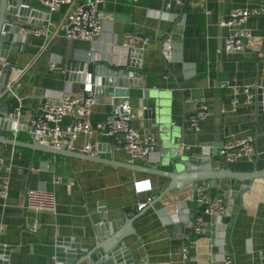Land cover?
Listing matches in <instances>:
<instances>
[{
    "label": "crops",
    "instance_id": "1",
    "mask_svg": "<svg viewBox=\"0 0 264 264\" xmlns=\"http://www.w3.org/2000/svg\"><path fill=\"white\" fill-rule=\"evenodd\" d=\"M98 1L102 35L94 41H70L63 29L68 7L50 13L44 4L31 0L30 6L39 11L36 23L49 20L50 44L42 52L46 39L25 31L28 37L9 52L6 61L12 65L33 67L18 88V99L8 94L0 98V110L8 109L9 115L22 106L19 132L0 129V133L30 144L33 137L28 123L38 114L46 95L92 94L78 82L84 73L77 70L84 64L119 68L135 63L144 73L138 79L143 86L132 89L130 99L95 96L91 123L97 129L116 104L125 103L137 114L134 128L143 135H154L158 146L148 161H132L116 146L112 153L111 140L95 136L102 147L99 158L181 172L185 170L182 162L202 150L219 152L241 138H251L256 150L264 151V17L248 20L245 27L253 40L245 51L235 54L225 51L229 30L223 25L236 9L259 8V0H188L183 5L172 4L169 11L165 0ZM32 28L39 26L25 30ZM131 32L150 39L144 50L138 49L140 57H134V50L125 46L126 35ZM168 40L173 47L169 58L165 56ZM71 74L78 81H68ZM200 100L209 106V115L196 132L190 128L189 119ZM146 103L151 104L154 115ZM70 124L67 118L61 126L65 129ZM84 143L85 138L80 137L74 151L82 153ZM0 159L11 169L9 196L0 203V245L9 249L6 264H56L59 241L65 240L77 245L85 259L84 253L93 250L96 239L111 235L112 231L101 227L117 225L121 229L127 220L137 234L126 240L133 264H222L224 251L234 255L236 264H261L264 181H255L242 198L233 195L241 184L232 187L223 196L228 207L224 228H213L208 236L197 237L192 230L186 234L190 228L186 221L197 217L211 220L195 203L197 187L175 190L160 199L170 180L141 171L2 145ZM213 160L216 170L250 173L264 169V154L236 164L222 158ZM142 181H150L152 190L138 191L136 183ZM30 190L53 193L56 212L28 210L25 198ZM210 193L218 195L217 190L210 189ZM150 198L152 205L139 211L138 206ZM175 215L181 221H174ZM185 248H189L187 259L183 257Z\"/></svg>",
    "mask_w": 264,
    "mask_h": 264
},
{
    "label": "built area",
    "instance_id": "2",
    "mask_svg": "<svg viewBox=\"0 0 264 264\" xmlns=\"http://www.w3.org/2000/svg\"><path fill=\"white\" fill-rule=\"evenodd\" d=\"M48 7L50 13H54L67 6L68 11L65 16L63 29L65 36L70 41H94L103 32V19L98 11V0H89L82 3L80 0H37ZM135 3L137 0H129ZM188 0H165L166 10L169 11L172 4L183 5ZM251 1V0H248ZM259 8H245L234 10L227 21L223 23L229 30V36L225 40V51L229 54L243 52L253 40L252 32L245 27L248 20L252 17H264V0H259ZM28 34L35 37H43L46 42L42 52L50 44L51 30L48 27L32 28L25 30ZM125 46L128 50H144L149 45L150 39L137 33H128L125 39ZM172 43L167 41L165 56L172 55ZM55 65L53 64V67ZM4 69L9 72V82L6 94L18 99V88L31 71L33 64L24 66H14L8 61L4 62ZM228 86V85H226ZM97 104L94 95L80 92L77 95L69 93H58V95L48 94L45 102L40 107L39 112L28 123L31 136L40 142L41 145L55 150L69 149L75 150V143L80 137L85 138L82 153L97 157L100 153V144L95 140V136H103L109 140H115L118 151L125 152L132 161H148L158 146V140L154 135H143L137 131L133 122L137 118L136 112L131 106L125 103L116 104L112 112L106 117L105 121L93 128L91 116ZM23 115L22 106H17L14 112L9 115L18 124V120ZM209 106L204 100H200L196 111L190 116V128L196 132L200 131V125L208 118ZM71 119V124L67 128H62V122ZM16 133L19 132L17 128ZM263 152H258L253 145L251 138H241L222 147L218 156L228 164H236L240 160L250 157H259ZM7 172V174L4 173ZM11 169L5 168L4 160L0 159V203L7 201L9 196ZM138 191H151L150 181L136 183ZM153 199H148L145 203L138 206L141 211L152 205ZM195 203L203 208V214L210 217L209 222H205L202 217H197L192 221L187 220L194 236H208L215 229L224 228V218L227 216L228 207L223 196L212 195L210 189L205 186L195 189ZM25 206L28 210L36 212H56V197L53 193L41 190L28 191L25 198ZM174 221H181L175 215ZM36 232V229H32ZM226 242L222 247H225ZM183 257L189 258V248L183 250ZM222 264H236L235 257L230 252L224 251ZM261 264H264V253H261Z\"/></svg>",
    "mask_w": 264,
    "mask_h": 264
},
{
    "label": "water",
    "instance_id": "3",
    "mask_svg": "<svg viewBox=\"0 0 264 264\" xmlns=\"http://www.w3.org/2000/svg\"><path fill=\"white\" fill-rule=\"evenodd\" d=\"M31 0H0V98L6 94L9 82V72L4 69V62L8 60L9 52L19 48V43L28 37L25 29L28 26L48 27L49 20L46 23L37 24L35 19L39 15V11L33 9ZM16 42V43H14ZM134 57L141 55L139 50L132 51ZM77 72L84 73L81 80L78 77L69 75L68 81L81 82L85 84L88 92L94 96L101 98H112L115 101L130 99L131 90L138 89L140 85L138 79L144 74L138 69L135 63L128 67H110L104 63L84 64ZM144 97L148 99V92H144ZM145 107L152 111L151 104L146 103ZM17 122L9 117V110H0V129L5 131H15ZM0 145L13 146L20 148H28L34 152H42L73 159H85L96 163H105L118 168L130 171L142 172L170 180L169 185L162 193L160 199L175 190L182 191L189 186L201 187L205 186L212 190H217L218 195L224 196L231 192V188L240 183V191H234L233 195L241 198L247 193L255 181H264V169L254 170L250 173L234 172L233 170H216L214 168L215 158L218 156V150L213 152L202 150L200 154L195 155L188 161L182 162L185 170L178 172H163L157 169L146 168L128 163L118 162L114 159L105 160L102 158L88 156L69 149L55 150L53 148L43 146L33 138L30 144H24L14 139H10L5 134L0 133ZM115 140L110 142V150L116 146ZM102 147L100 146V149ZM127 220L123 228L117 229V225L101 227V230L111 232L102 240L96 239L95 247L82 258V251L77 245L71 243L70 240L59 241V249L56 254V264H81L85 261L90 264H133L129 251L127 249L126 240L132 236H136L130 222ZM191 228L186 230L189 235ZM100 238V237H98ZM71 243V244H70ZM9 249L0 245V264H6ZM81 256V257H80ZM81 261V263H79Z\"/></svg>",
    "mask_w": 264,
    "mask_h": 264
}]
</instances>
